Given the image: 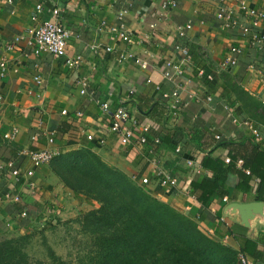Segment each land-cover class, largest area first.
I'll list each match as a JSON object with an SVG mask.
<instances>
[{
	"label": "crops",
	"instance_id": "obj_1",
	"mask_svg": "<svg viewBox=\"0 0 264 264\" xmlns=\"http://www.w3.org/2000/svg\"><path fill=\"white\" fill-rule=\"evenodd\" d=\"M164 1L57 0L59 22L70 36L64 55L54 58L35 55L26 39L28 28L51 18L49 4L0 0V63L6 64L0 77V162L13 159L21 171L30 168L19 152L44 148V137L36 141L31 137L54 132L52 148L58 154L90 150L154 198L194 220L213 240L242 251L252 264H264V227L258 226L257 239H250L245 228L222 216L230 202L259 201L260 182L243 181L249 171L235 161L249 164L257 158L264 164V153L258 155L254 149L256 144L264 152V43L258 45L243 33L242 27L251 28L250 20L239 9L244 1L248 8L264 12V0H177L176 8L162 11ZM39 3L43 11L32 20ZM220 7L232 12L237 26L224 27L217 16ZM187 23L185 37L178 38L177 27ZM121 25L133 37L132 45L113 38L111 29ZM253 31L264 33V21ZM176 44L187 47L190 60L181 76L169 80L163 72L166 61L180 59ZM232 46L241 51L237 64L218 70ZM76 56L81 60L74 67L70 62ZM198 69L213 74V80L198 78ZM80 80L87 82L84 95ZM173 91L178 100L162 97ZM101 103L111 111L124 108L137 121L139 132L146 128L152 135H162L163 144H139L136 133L129 145L122 146L108 131L110 117L101 111ZM12 128L18 130L16 138L4 141L3 134ZM176 147L180 153H175ZM188 160L200 168L199 174ZM154 161L175 178L176 187L161 185ZM5 194H18L20 200L10 203ZM97 207L67 189L48 166L36 168L28 182L18 185L0 171V240ZM22 211L26 217L20 216Z\"/></svg>",
	"mask_w": 264,
	"mask_h": 264
},
{
	"label": "trees",
	"instance_id": "obj_2",
	"mask_svg": "<svg viewBox=\"0 0 264 264\" xmlns=\"http://www.w3.org/2000/svg\"><path fill=\"white\" fill-rule=\"evenodd\" d=\"M146 136L150 145L154 137L164 142L162 135ZM254 149L258 155L264 153L256 144ZM48 167L67 189L98 204L73 220L88 235L74 260L64 261L47 247L48 264H240L239 254L249 259L213 240L194 220L154 198L88 149L60 153ZM242 167L249 171L243 181L260 182L257 198L264 202L263 162L242 161ZM29 238L24 234L1 240L0 264H30L25 251Z\"/></svg>",
	"mask_w": 264,
	"mask_h": 264
},
{
	"label": "built area",
	"instance_id": "obj_3",
	"mask_svg": "<svg viewBox=\"0 0 264 264\" xmlns=\"http://www.w3.org/2000/svg\"><path fill=\"white\" fill-rule=\"evenodd\" d=\"M57 0H44L47 4H49V11L51 14V18L41 21L37 26L28 28L26 31V39L28 44H30L33 48V53L35 55L41 53H47L54 58H59L64 55L66 49L67 39L70 36V32L66 30L62 24L59 22V12L60 8L55 6ZM11 2V1H9ZM177 7V0H165L161 5V10L174 9ZM240 11L250 20V27L245 28L242 27L243 33L250 36V39L261 45L264 43V33H255L253 31L254 27L257 26L260 22L264 21V12L259 10L250 9L246 6L244 1H240L239 3ZM43 11V4H37L35 7V12L32 15V20H36L37 16ZM219 18L224 20L225 28H234L237 26V22L234 20L232 12L226 10L224 7H220L218 9ZM189 27V23L184 27H177L176 34L178 38L185 37V28ZM111 34L113 38L118 39L127 45L133 44V37L124 29L121 25L118 28L111 29ZM20 37L15 38V42L19 41ZM12 45H9L8 48H12ZM93 50L96 49V46L91 47ZM107 51H111L109 48ZM174 50L177 55L180 57L178 62L166 61L165 69L163 72L164 78L171 80L173 76L179 77L183 74L185 64H187L190 60L189 50L186 46L181 44H176L174 46ZM241 54V51L238 47L232 46L229 49V55L220 62L218 66V70L225 71L231 67H234L237 64L236 56ZM80 56H76L74 60H72L71 66L77 67L80 64ZM6 73V64L5 62L0 63V77H3ZM263 74V72H260ZM196 75L200 79H204L208 82L213 80V74L206 73L203 69H198L196 71ZM264 75V74H263ZM80 86V94L84 95L86 93L87 82L85 80H80L78 82ZM264 86V80H263ZM158 89V87L156 88ZM162 97L165 98H174L178 100L177 91H173L169 93H163ZM210 100V98H207ZM100 109L103 113L109 115L110 122L108 126V131L117 135L120 139V144L122 146H127L130 144L131 140L135 137V134L138 133L137 141L139 144L146 145L148 144L147 133L148 130L144 128V130H140L137 121L132 118L129 113L122 107H118L115 110L111 111L110 106L107 103H101ZM62 115L66 114V111L61 112ZM76 116H81L80 113H76ZM254 137L259 138V133L256 129L252 130ZM18 134L17 128H12L9 132L3 134L2 139L6 142H12ZM54 132H42L35 133L31 137L32 141H36L41 136L46 140V146L42 149H28L23 148L19 154L27 159L30 163V168L21 171L15 164L13 159H7L5 162H0V171L4 172L6 175H9L10 179H12L14 184H23L28 182V180L33 176V172L36 168L41 166H48V164L52 161V159L58 155V152L52 148L54 143ZM87 140H93V136L91 134L86 136ZM260 140V139H258ZM152 146H156L160 144V140L157 137L151 139ZM100 144H103V140L99 141ZM175 153H180L181 149L176 147L174 149ZM226 163H229V159H225ZM187 165L189 167H194L197 174L200 173V168L194 164L192 160H188ZM237 167H242V161H236ZM155 173L158 176L161 185L167 186L168 188H174L177 186V181L171 175L164 173L159 167L157 161H154ZM248 173V171H246ZM143 184L147 183V179L142 180ZM4 199L9 201L10 203H17L20 200L18 194H5ZM226 202V199H224ZM22 217H26L27 213L22 211L20 214ZM10 225L7 224V227ZM240 264H252V262L247 259L243 254L238 255Z\"/></svg>",
	"mask_w": 264,
	"mask_h": 264
},
{
	"label": "rangeland",
	"instance_id": "obj_4",
	"mask_svg": "<svg viewBox=\"0 0 264 264\" xmlns=\"http://www.w3.org/2000/svg\"><path fill=\"white\" fill-rule=\"evenodd\" d=\"M88 211L90 210L84 213ZM77 218L59 220L53 226L46 227L44 225L41 229L35 228L28 233L30 238L25 247L28 262L30 264H48L46 260L47 247H50L62 260L73 261L79 245H84L88 241L87 233L79 224L73 222Z\"/></svg>",
	"mask_w": 264,
	"mask_h": 264
},
{
	"label": "water",
	"instance_id": "obj_5",
	"mask_svg": "<svg viewBox=\"0 0 264 264\" xmlns=\"http://www.w3.org/2000/svg\"><path fill=\"white\" fill-rule=\"evenodd\" d=\"M222 216L247 230V237L257 239V227H264V202H230L223 207Z\"/></svg>",
	"mask_w": 264,
	"mask_h": 264
}]
</instances>
